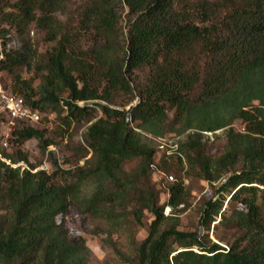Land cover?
<instances>
[{"label": "trees", "instance_id": "1", "mask_svg": "<svg viewBox=\"0 0 264 264\" xmlns=\"http://www.w3.org/2000/svg\"><path fill=\"white\" fill-rule=\"evenodd\" d=\"M70 5L0 0V25L21 38L19 47L7 48L9 31L0 29V73L12 77L11 91L58 118L61 132L73 122L90 123L83 165L51 173L35 171L20 150L29 140L42 151L55 145L46 129L13 130L15 156L0 138V264H89L85 240L71 236L65 217L75 208L117 230L127 223L132 192L134 220L140 224L144 211L154 218L136 248V264H264V0H88L75 13ZM123 7L126 33L119 26ZM31 25L54 43L43 55L23 38ZM24 68L32 78L21 77ZM144 70L134 85L132 75ZM119 94L135 103L115 106ZM217 132L225 145L212 157L206 145ZM172 135L181 138L166 160L154 138ZM132 160L139 178L155 175L153 165L173 176L175 162L218 184L219 196L201 212L206 235L162 229L165 207L185 202L183 184L175 180L165 189L159 182L168 194L159 205L158 191L122 175ZM220 225L239 233L227 248L209 239Z\"/></svg>", "mask_w": 264, "mask_h": 264}, {"label": "rangeland", "instance_id": "2", "mask_svg": "<svg viewBox=\"0 0 264 264\" xmlns=\"http://www.w3.org/2000/svg\"><path fill=\"white\" fill-rule=\"evenodd\" d=\"M88 0H71L70 9L77 11V8L81 7ZM120 16V28L123 33H126L128 17L127 9L119 10ZM60 22L66 21V17L62 15L57 16ZM3 28L9 31L6 41L7 48H17L21 45V38L17 36L14 28H9L8 25L1 24L0 29ZM44 32L39 30L34 25H31L25 35L24 39H28L34 47L38 50V53L43 55L49 51L54 43L46 42L44 40ZM86 38L84 41H87ZM89 42V41H88ZM88 42H86L88 44ZM83 42L82 45L86 46ZM24 80L33 77L32 72L25 68L19 72ZM147 70L136 71L132 75L134 85L137 82H141L145 77ZM13 79L7 73H0V85L6 90H11ZM38 82H35V85ZM115 106L124 107L127 109L129 104H134L135 101L127 104V98L119 94L115 98ZM41 121L38 124H33L34 127L40 129H46L45 137L52 139L56 144L48 147L46 151H42L39 147V143L36 140H29L24 143L20 148L22 153L27 155L31 164L35 165V171L45 170L46 173H51L57 166L61 169H73L78 166H82L84 159L81 155L83 149L85 150V131L90 125L89 121L84 119L80 122H73L68 131L60 130V121L58 118L53 119L51 116L44 113ZM97 115V114H96ZM46 116V117H45ZM171 116V113H170ZM48 119L50 122H48ZM28 123H21L18 121L11 122L4 115L0 116V138L2 141V147L7 153L12 156L16 155L18 147L11 145L9 141L13 130L21 128V126ZM31 125V124H29ZM236 130H242L240 122L234 124ZM65 131H67L65 133ZM62 134V135H61ZM4 143L7 146H4ZM225 138L222 132H217L216 137L212 136L206 145L207 154L216 157L219 156L224 148ZM88 157V156H87ZM68 161L66 164L65 161ZM26 166L25 164H21ZM138 160H132L125 163L122 166V175L130 176L137 181V184L141 187L152 188L159 192V205L166 201V197L162 195V187L158 185L161 180L158 176L148 175L146 178H139L137 173ZM240 165L235 169L238 170ZM170 173L174 176L176 182L181 181L185 189L184 204L177 207L175 210L171 209L166 212V220L162 225V229H169L175 227L176 230L186 233L196 232L200 236L206 235V231L201 225V212L204 204L211 200L216 199L217 183H209L198 178L197 174L187 170H182L181 167L175 162L170 168ZM175 182V181H174ZM175 182V183H176ZM92 191L91 186H85L82 194L89 196ZM136 195L132 192L130 199L126 203V215L127 223L122 227L114 230L107 222L86 217L81 214L75 208H71L68 215L65 217V225L71 236H80L85 240V244L89 249V264H136V248L147 237L148 229L151 222L154 220L153 216L144 211L141 223L138 224L134 220V216L131 212L136 209ZM1 213V212H0ZM209 239L219 243L224 248H227L230 244L235 242L239 233L236 229L230 226H217L214 230L209 231ZM172 239H170V242Z\"/></svg>", "mask_w": 264, "mask_h": 264}, {"label": "built area", "instance_id": "3", "mask_svg": "<svg viewBox=\"0 0 264 264\" xmlns=\"http://www.w3.org/2000/svg\"><path fill=\"white\" fill-rule=\"evenodd\" d=\"M83 104L84 102H77L78 106H83ZM2 115H4L11 122L18 121L31 125L38 124L43 117L41 112L28 106L20 96H17L11 90H6L0 85V116ZM180 138V136L178 137L174 135L163 138H154L158 145L159 156L163 155L164 158L168 160L170 156L174 155L177 150V141ZM4 146H7V144L4 143ZM176 156L181 157L180 154H176ZM8 164L10 163L8 162ZM11 166L17 167L18 165ZM152 167L154 169V174L161 180L160 184L163 188L166 189V183L175 181L173 176L157 170L154 165ZM25 168H27V166H25ZM166 197H168V194H166ZM168 211H170V207L167 206L164 211L165 215Z\"/></svg>", "mask_w": 264, "mask_h": 264}]
</instances>
